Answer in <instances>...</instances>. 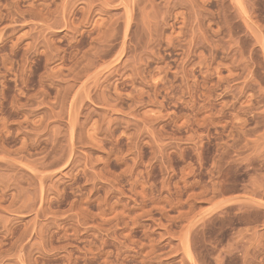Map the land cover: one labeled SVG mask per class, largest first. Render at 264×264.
Wrapping results in <instances>:
<instances>
[{
  "label": "rangeland",
  "instance_id": "obj_1",
  "mask_svg": "<svg viewBox=\"0 0 264 264\" xmlns=\"http://www.w3.org/2000/svg\"><path fill=\"white\" fill-rule=\"evenodd\" d=\"M0 264H264V0H0Z\"/></svg>",
  "mask_w": 264,
  "mask_h": 264
}]
</instances>
